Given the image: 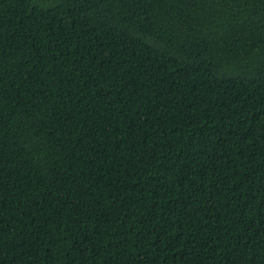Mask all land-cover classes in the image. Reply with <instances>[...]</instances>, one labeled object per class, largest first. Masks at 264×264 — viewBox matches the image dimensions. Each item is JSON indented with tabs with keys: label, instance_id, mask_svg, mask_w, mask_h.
Here are the masks:
<instances>
[{
	"label": "trees",
	"instance_id": "trees-1",
	"mask_svg": "<svg viewBox=\"0 0 264 264\" xmlns=\"http://www.w3.org/2000/svg\"><path fill=\"white\" fill-rule=\"evenodd\" d=\"M0 264H264V0H0Z\"/></svg>",
	"mask_w": 264,
	"mask_h": 264
}]
</instances>
